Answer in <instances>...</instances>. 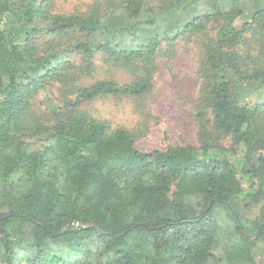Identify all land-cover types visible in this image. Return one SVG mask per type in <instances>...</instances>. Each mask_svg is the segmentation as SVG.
<instances>
[{
    "label": "trees",
    "instance_id": "1",
    "mask_svg": "<svg viewBox=\"0 0 264 264\" xmlns=\"http://www.w3.org/2000/svg\"><path fill=\"white\" fill-rule=\"evenodd\" d=\"M246 1L0 0V264L264 263V0L238 24ZM193 36L214 128L200 109L197 145L141 150L157 57ZM53 82L72 97L49 123ZM109 97L133 99L134 128L81 107Z\"/></svg>",
    "mask_w": 264,
    "mask_h": 264
},
{
    "label": "rangeland",
    "instance_id": "2",
    "mask_svg": "<svg viewBox=\"0 0 264 264\" xmlns=\"http://www.w3.org/2000/svg\"><path fill=\"white\" fill-rule=\"evenodd\" d=\"M91 1L56 0L55 10L61 13L83 14ZM244 6L245 14L237 20L238 24L251 18L255 12L256 1H246ZM174 23L177 24L178 21L176 20ZM219 23L213 22L209 25L208 29L212 34H215ZM202 60L201 48L195 36L178 40L174 53L169 52L165 45V51L157 57V70L153 78L152 91L146 99V108L152 118L146 134L136 141L137 148L150 150L163 149L171 144L197 145L200 137V124L196 120L195 113L200 112V109H204L207 113L209 130L214 128L213 114L211 109L207 108V93L203 88L204 74L198 71L200 66L202 67ZM102 77H110L120 83L129 82L133 78L131 74L122 69H111L109 72L101 73L98 78ZM227 78H234V75L227 74ZM93 80L84 78L81 82L88 84ZM250 96L251 101H264V96L261 97L258 94ZM69 97L72 96L66 94L58 82H53L50 87L35 97L34 110L37 115L47 114L46 119L42 118V121L52 123L51 119L58 115L55 113L53 116L54 111L58 112V107ZM134 103L131 98L109 97L100 98L90 103L84 102L81 107L88 109L97 117L110 119L114 125H123L132 129L139 120ZM222 143L225 146L232 144L227 136L223 138ZM261 206L255 211L260 212ZM246 217L248 216H244V218ZM245 225L248 228L251 226L247 219H245ZM261 255H264V251Z\"/></svg>",
    "mask_w": 264,
    "mask_h": 264
},
{
    "label": "water",
    "instance_id": "3",
    "mask_svg": "<svg viewBox=\"0 0 264 264\" xmlns=\"http://www.w3.org/2000/svg\"><path fill=\"white\" fill-rule=\"evenodd\" d=\"M263 206H264V204L261 206V208H260V213H261V211H262V208H263ZM233 212H234V214H235V217H236V219H237V215H236V212H235V210L233 209Z\"/></svg>",
    "mask_w": 264,
    "mask_h": 264
}]
</instances>
